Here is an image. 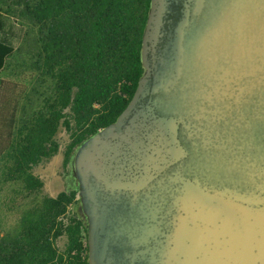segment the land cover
Masks as SVG:
<instances>
[{"label":"water","instance_id":"1","mask_svg":"<svg viewBox=\"0 0 264 264\" xmlns=\"http://www.w3.org/2000/svg\"><path fill=\"white\" fill-rule=\"evenodd\" d=\"M141 55L74 159L89 264H264V0H151Z\"/></svg>","mask_w":264,"mask_h":264},{"label":"trees","instance_id":"2","mask_svg":"<svg viewBox=\"0 0 264 264\" xmlns=\"http://www.w3.org/2000/svg\"><path fill=\"white\" fill-rule=\"evenodd\" d=\"M151 0H0V185L31 198L18 228L0 220V264H89L79 188L52 197L34 169L115 123L145 73ZM65 237L63 250L57 242Z\"/></svg>","mask_w":264,"mask_h":264},{"label":"rangeland","instance_id":"3","mask_svg":"<svg viewBox=\"0 0 264 264\" xmlns=\"http://www.w3.org/2000/svg\"><path fill=\"white\" fill-rule=\"evenodd\" d=\"M58 141L61 150L58 155L49 160H44L34 169L35 176L44 182L43 192L46 195L55 197L60 192L79 188L74 165L68 170L63 168V153L69 142L68 133L61 128ZM19 188L14 185H0V220L5 231L11 232L18 228L19 219L23 211L28 207L31 198H26L25 194H18ZM76 210L83 211L81 206H77ZM66 245V238L63 237L57 242L60 250Z\"/></svg>","mask_w":264,"mask_h":264}]
</instances>
